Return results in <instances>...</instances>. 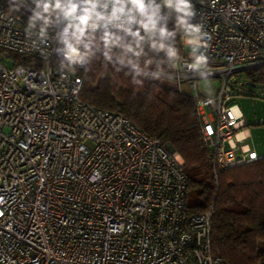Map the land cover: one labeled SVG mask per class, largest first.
<instances>
[{
    "label": "built area",
    "instance_id": "2783aa9c",
    "mask_svg": "<svg viewBox=\"0 0 264 264\" xmlns=\"http://www.w3.org/2000/svg\"><path fill=\"white\" fill-rule=\"evenodd\" d=\"M45 2L0 0V264H227L211 244L212 209L185 207L180 154L82 101L86 57L68 61L69 21ZM175 20L197 51L183 42L169 73L133 70L189 81L214 172L260 159L231 100L264 67V0H187ZM204 78L221 81L215 96L197 93Z\"/></svg>",
    "mask_w": 264,
    "mask_h": 264
},
{
    "label": "trees",
    "instance_id": "16d2710c",
    "mask_svg": "<svg viewBox=\"0 0 264 264\" xmlns=\"http://www.w3.org/2000/svg\"><path fill=\"white\" fill-rule=\"evenodd\" d=\"M154 27L142 19L134 26L87 33L86 64L79 69L80 98L97 109L129 119L141 132L171 146L184 160L185 207L190 213L212 209L211 244L227 264H264V156L230 169H216L202 137V122L191 95L175 84L147 78L133 69L169 73L182 53L183 37L175 13L176 0H146ZM131 32H139V38ZM119 37L106 47L104 33ZM131 48V51L128 48ZM252 88H264V67L246 73ZM252 92V90H251Z\"/></svg>",
    "mask_w": 264,
    "mask_h": 264
},
{
    "label": "clouds",
    "instance_id": "9594fccd",
    "mask_svg": "<svg viewBox=\"0 0 264 264\" xmlns=\"http://www.w3.org/2000/svg\"><path fill=\"white\" fill-rule=\"evenodd\" d=\"M187 6V0H176L177 10H183ZM150 3L146 0H47L43 9L45 12L49 9H58L64 18L69 21L65 32H72L76 43L66 40L67 45L66 58L73 63H79L86 53H81L78 43L81 37L89 30H95L97 27H107L114 24L117 28H122L124 23L131 24L136 21L137 15L142 19L140 25L146 31L154 27V12H150ZM41 13H36L35 18H39ZM198 30V29H197ZM134 37L139 38V32H131V29H125ZM106 47L119 45V37H115L111 32L106 31L103 36ZM87 48V45H85ZM131 51V48H128Z\"/></svg>",
    "mask_w": 264,
    "mask_h": 264
},
{
    "label": "rangeland",
    "instance_id": "374dc122",
    "mask_svg": "<svg viewBox=\"0 0 264 264\" xmlns=\"http://www.w3.org/2000/svg\"><path fill=\"white\" fill-rule=\"evenodd\" d=\"M187 37H185L183 40L184 52L187 54L197 51V46L193 44L195 43L196 39L190 36ZM188 82L189 81H185L179 85L175 84V87L182 93L190 95L192 93V90ZM194 82L197 85L196 91L201 96L213 97L217 94L221 86V81L217 78H204L194 80ZM251 90L252 92L246 95H234L232 97L231 104L238 105L245 118V128L250 129L254 132L255 129L264 127V125H259L260 120L264 121V98L260 97V91L258 89L252 88ZM261 92L264 93V88H262ZM247 143H250V145H252V139L250 138ZM261 146V150L264 151V140L261 141Z\"/></svg>",
    "mask_w": 264,
    "mask_h": 264
},
{
    "label": "crops",
    "instance_id": "0c3cea01",
    "mask_svg": "<svg viewBox=\"0 0 264 264\" xmlns=\"http://www.w3.org/2000/svg\"><path fill=\"white\" fill-rule=\"evenodd\" d=\"M183 40H184V38H183ZM242 134L243 135L244 134L250 135V138L252 139V146H253L254 150L256 151V153L259 156H264V151L261 150V148H262L261 141L264 140V127L260 128V129L259 128L255 129L254 132L251 131L250 129L245 128L244 131L242 132ZM253 134H254V137H253ZM250 138H249V140H250ZM255 138H256V141H255Z\"/></svg>",
    "mask_w": 264,
    "mask_h": 264
},
{
    "label": "water",
    "instance_id": "95a60500",
    "mask_svg": "<svg viewBox=\"0 0 264 264\" xmlns=\"http://www.w3.org/2000/svg\"><path fill=\"white\" fill-rule=\"evenodd\" d=\"M166 146H167V148H168L170 151H174L173 148H171V146H169V145H166Z\"/></svg>",
    "mask_w": 264,
    "mask_h": 264
},
{
    "label": "bare ground",
    "instance_id": "6f19581e",
    "mask_svg": "<svg viewBox=\"0 0 264 264\" xmlns=\"http://www.w3.org/2000/svg\"><path fill=\"white\" fill-rule=\"evenodd\" d=\"M187 39H188V37H187Z\"/></svg>",
    "mask_w": 264,
    "mask_h": 264
}]
</instances>
